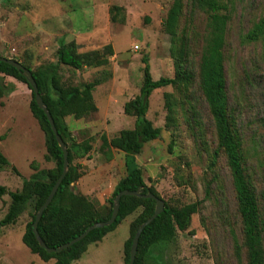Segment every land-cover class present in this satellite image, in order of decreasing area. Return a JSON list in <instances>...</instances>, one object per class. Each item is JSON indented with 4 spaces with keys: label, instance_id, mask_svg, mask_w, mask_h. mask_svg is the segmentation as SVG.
<instances>
[{
    "label": "rangeland",
    "instance_id": "1",
    "mask_svg": "<svg viewBox=\"0 0 264 264\" xmlns=\"http://www.w3.org/2000/svg\"><path fill=\"white\" fill-rule=\"evenodd\" d=\"M230 19L224 46V69L228 106L233 110L242 138L246 167L251 173L264 221V40L245 41L244 35L264 16V0H231ZM171 0H0V56L15 58L35 69L56 60L59 42L74 41L77 52L102 49L110 44L113 54L99 67L74 69L60 65L66 84H80L95 79L92 95L96 111L65 121L77 142L88 141L90 150L72 164L80 172L73 183L76 194H83L95 204L103 205L120 178L125 175L124 153L114 148L101 150V136L111 138L121 129L132 128L134 116L123 112L125 102L139 91L143 63L148 57L153 79L173 77L170 38L162 27ZM119 6L117 19L111 22L108 9ZM206 13L191 0L184 4L180 28L188 25L192 54L189 59L195 75L206 32ZM137 45L135 49L133 46ZM0 76H2L0 74ZM4 90L0 94V152L10 166L0 169V219L7 211L8 191L20 189L35 164L39 169L51 168L47 160L44 134L29 109L31 90L12 77H0ZM197 102L206 129L207 144H195L187 124L179 117L174 130L165 129L163 94L177 92L166 86L149 96L146 117L161 129L160 136L146 142L136 162L146 184L153 185L161 199L184 206L197 202V211L190 216L186 228H177L175 238L155 247L150 264H238L227 229L217 218L218 211L237 221L235 199L225 159L219 154L216 171L221 178L223 204L215 205L205 198V180L209 153L216 147L214 128L207 105L198 87L197 77L190 89ZM173 142L169 148L170 142ZM14 167L12 169V167ZM212 193L215 184L210 181ZM135 213L124 218L112 231L87 246L81 257L70 264H124L123 243L129 236V224ZM24 211L17 220L0 230V264H52L30 252L22 241ZM237 228V227H236Z\"/></svg>",
    "mask_w": 264,
    "mask_h": 264
},
{
    "label": "trees",
    "instance_id": "2",
    "mask_svg": "<svg viewBox=\"0 0 264 264\" xmlns=\"http://www.w3.org/2000/svg\"><path fill=\"white\" fill-rule=\"evenodd\" d=\"M186 1L171 0L166 16L162 20L163 30L170 38L169 52L174 64L173 77L162 76L153 79L148 57L143 56L139 91L123 105L124 114L135 118L133 127L121 129L109 139L105 135L101 136V150L114 148L122 151L125 166V175L115 184L110 197L103 205L95 204L85 195L76 194L72 189L73 183L80 177V172L72 161L74 158L87 155L91 147L88 141L77 142L65 121L67 115L80 119L96 111L92 92L100 82L95 79L77 85L66 84L59 70L61 64L74 69L106 65L108 58L113 54L112 46L106 44L102 49L79 53L74 41L61 40L55 52V61L38 65L35 69L20 62L31 72L38 92L67 150L68 170L51 201L43 210L36 226L45 245L57 247L78 236L94 222L107 220L112 212L113 199L119 191H134L140 188L141 194V196L122 195L119 199L116 219L110 225L92 229L84 238L69 247L58 252H47L41 247L33 234L32 223L38 208L45 201L61 174L63 152L45 114L36 105L31 91L29 109L44 134L45 158L52 160L54 164L51 168L39 169L32 163L31 167L34 172L27 179L22 180L20 189L8 191L10 202L6 213L0 219V230L3 226L14 223L27 210L29 220L25 224L22 241L30 252L38 255L42 260L54 259L52 264H70L81 257L89 244L100 241L124 218L135 213L129 224V236L123 243V261L124 264H128L132 237L140 224L152 215L155 208L154 199L146 198L144 195L152 193L161 198L153 185L145 183L142 170L135 158L141 152L143 145L158 138L161 132V129L155 127L146 117L149 96L153 90L171 86L178 96L176 97L173 92L163 94L166 111L165 129L174 130L181 117L187 124L195 144L203 146L207 144L206 129L197 109V102L192 95L190 96V89L196 76L198 90L207 105L212 120L216 142V147L211 153L208 152L207 173L210 178L205 180V198L213 201L215 205L223 204L225 201L221 178L216 171L217 157L222 154L231 179L237 221L229 220L224 213V208L222 213L218 211L217 218L222 220L221 224L227 229L232 242L233 255L238 264H264V221L252 176L246 167L242 138L233 110L228 106L226 93L223 50L232 1L191 0L207 16L204 43L196 75L189 59L192 54L188 37L189 22L180 28V18ZM121 11H123L121 7L111 6L108 9L110 21L124 22L123 17L117 19ZM244 40L248 42L264 40V16L259 18L246 32ZM0 74L2 79L3 76L12 77L28 86L19 70L6 62L0 61ZM4 85L6 84L0 79V94L4 90ZM28 88L30 89L29 86ZM172 143L171 141L169 148ZM7 166H10V163L0 152V169ZM210 181L215 184L213 193ZM5 191L6 188L0 186V195ZM163 202V211L144 226L140 233L133 264H150L151 251L159 245L171 242L176 236L177 228H186L190 216L197 211L198 206L197 202L180 207L164 200Z\"/></svg>",
    "mask_w": 264,
    "mask_h": 264
},
{
    "label": "water",
    "instance_id": "3",
    "mask_svg": "<svg viewBox=\"0 0 264 264\" xmlns=\"http://www.w3.org/2000/svg\"><path fill=\"white\" fill-rule=\"evenodd\" d=\"M0 61L6 62V63L10 64L11 66H13L14 68H16L17 70H19L21 75L26 79L28 86L30 87L31 91L33 92L34 101H35L36 105L45 114V117H46V119L50 125V128H51L52 132L54 133L56 141H57L58 145L60 146V148L63 152V164H62L61 174L59 175V177L57 178V180L53 184V186H52L47 198L45 199V201L38 208V210L35 214V220L32 223V231H33V234H34L36 240L38 241L39 245L41 247H43L47 252H58V251H61L65 248L69 247L73 243L81 240L82 238H84L89 233V231H91L92 229L110 225L116 219V216L118 213V208H119L120 197L122 195L141 196L140 188H137L134 191H130V190L119 191L113 199L112 212H111L110 217L107 220L94 222L93 224L86 227L84 229V231L81 232L78 236H76L75 238H73V239H71V240H69V241H67V242H65V243H63L57 247L46 246L45 243L43 242V240L40 238V236L37 232L36 226H37V222H38L40 216L42 215L43 210L46 208V206L51 201V199H52L53 195L55 194L59 184L61 183L63 177L65 176V174L68 170L67 150H66V147L64 145V142L62 141L61 137L59 136V134L57 132V129L54 125L53 119H52L49 111L46 108V105L44 104V102H43V100H42V98L38 92L36 82H35L32 74H31V72L27 68H25V66H23L20 62L16 61L13 58H5V57L0 56ZM144 197L154 199L155 208H154L152 215L150 217H148L143 223L140 224V226L137 228V230L135 231V233L132 237L131 245H130V249H129V262H128V264H133L135 254H136V249H137L138 238H139L140 233L143 230L144 226H146L148 223H150L164 209V202L161 198L155 196L152 193H147L146 195H144Z\"/></svg>",
    "mask_w": 264,
    "mask_h": 264
},
{
    "label": "built area",
    "instance_id": "4",
    "mask_svg": "<svg viewBox=\"0 0 264 264\" xmlns=\"http://www.w3.org/2000/svg\"><path fill=\"white\" fill-rule=\"evenodd\" d=\"M133 47H134L135 49H137V48H138V46H137V45H134Z\"/></svg>",
    "mask_w": 264,
    "mask_h": 264
}]
</instances>
